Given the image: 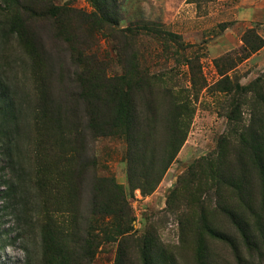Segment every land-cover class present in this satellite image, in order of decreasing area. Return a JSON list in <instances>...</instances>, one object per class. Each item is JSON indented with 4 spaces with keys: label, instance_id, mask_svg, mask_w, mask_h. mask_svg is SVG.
<instances>
[{
    "label": "rangeland",
    "instance_id": "1",
    "mask_svg": "<svg viewBox=\"0 0 264 264\" xmlns=\"http://www.w3.org/2000/svg\"><path fill=\"white\" fill-rule=\"evenodd\" d=\"M93 1L22 4L40 9L51 3L92 14ZM118 8L120 20L112 31L130 29L135 35L132 50L123 54L107 30L85 25L77 31L74 22H64L66 29L37 22L27 32L14 25L0 4V106L6 111L0 113V264H41L40 214L56 202L64 209L75 207L73 223L81 224L78 183L87 161L94 163L98 177L112 178L124 188L136 239L132 264H140L138 241L144 237L155 264H264V203L257 180L246 174L247 211L216 179L219 169L237 182L248 173L250 155L264 154V45L238 60L246 53L242 39L247 30L264 42V0H119ZM163 31L178 39L160 38ZM64 33L71 34L66 36L70 42ZM131 54L136 55L138 73L164 77L160 84L152 79L142 86L153 96L142 95L135 102L139 130L133 163L148 175L136 177L134 184L144 186L153 179L173 154L179 133L185 135L146 196L128 185L123 133H112L103 124V133L97 134L106 106L94 99L88 106L75 103L70 80L77 60L106 77L122 75ZM224 77L229 84H220ZM160 87L178 93L190 107L177 134ZM223 87L232 90L223 92ZM84 172L82 180L91 182ZM58 180L64 182L60 192ZM230 212L241 215L249 248ZM70 241L65 242L72 252ZM117 244L91 243L90 264H114Z\"/></svg>",
    "mask_w": 264,
    "mask_h": 264
},
{
    "label": "trees",
    "instance_id": "2",
    "mask_svg": "<svg viewBox=\"0 0 264 264\" xmlns=\"http://www.w3.org/2000/svg\"><path fill=\"white\" fill-rule=\"evenodd\" d=\"M23 0H0V4L3 5V12L7 15H11L15 19L13 22L15 26L20 29L32 28L33 23L46 22L49 26L60 25V29H66V26H62L64 22H74L75 27L81 30L82 26L87 25L97 27L100 30H107L110 35L117 41L119 50L122 52L131 51L135 45V35L131 33L130 29L113 30L120 20V13L118 8L119 0H95L93 1L95 6V12L92 14L82 13L78 10L65 9L62 7H54L51 3H43L39 8L34 6H28L22 4ZM30 25V27H28ZM147 26V25H146ZM160 27V26H159ZM90 28V27H89ZM90 28V29H92ZM112 28V29H110ZM134 32V30L132 31ZM75 33V32H74ZM70 36L71 34L64 33L63 36ZM160 38H165L171 42L176 41L178 37L170 32L159 33ZM67 42L68 41V37ZM245 47V55L240 56L238 60L247 58L250 54L258 51L263 45V40L252 30H247L242 39ZM175 43V42H174ZM136 55L131 54V57L127 60L129 63L123 62L124 73L119 76L106 77L101 71L87 70L88 62L76 61V69L71 73V84L74 85L75 95L74 101L78 105L86 106L91 99L96 100L100 107H105L106 111H102L101 121L97 126V134L103 133V124L109 126L110 132L121 131L126 139L127 144V160H128V185L130 189L138 188L141 194L149 195L159 180L162 178L167 167L171 163L175 151L185 138L184 134L179 133L183 123V116L190 114V107L185 104L184 101L178 99V93L173 92L171 89L160 87L158 93L166 100L173 112V131L179 133L181 137L177 140V146H173V154L168 157L156 170L155 177L148 181L147 184L137 185L134 184L136 177L147 178L148 172L142 171L136 167L133 163V157L136 152L137 135H138V116L135 109V102L142 97V95H152V91L143 92L142 86H147L148 81L155 80L153 84H160V80H163V76H150L138 73L136 71L135 63ZM190 69H192L191 62H187ZM82 65L84 68L79 69ZM220 76H223L221 70H218ZM159 82V83H158ZM228 83V78L224 77L220 84ZM151 87V86H149ZM221 88L223 92H229L232 89L225 87ZM235 90H242L235 86ZM143 93V94H142ZM159 95V96H160ZM73 96V94H72ZM77 99V101H76ZM141 101V100H140ZM88 106V105H87ZM0 106V113H4L5 108ZM101 110V109H100ZM235 108L230 111L228 119L234 114ZM6 112V111H5ZM106 121H103V118ZM137 124V125H136ZM136 125V126H135ZM90 128L94 127L91 123ZM137 132V134H136ZM250 163L248 165V173L243 172L237 182L233 181V177L224 176L219 169L216 171V179L218 183L224 184L229 188L228 196L232 193L235 196V200L245 210L251 209L246 199V194L243 187L246 186L248 179L247 175H250V180L255 178L260 188V196L264 203V154L254 153L250 155ZM91 161H87L82 166L83 173L82 178L78 183L80 188L78 208L80 211L78 219L81 224L73 223V218L76 215L75 207H68L64 209L58 202L53 204L52 209H44L39 227V238L41 246L40 260L41 264H90L92 258L91 243L96 240L100 241H113L117 242V250L114 264H132L131 258L134 254L132 244L136 239L131 234V224L133 218L131 216V209L126 199L124 188L117 184L112 178L98 177L94 170L95 165ZM93 166V170H92ZM90 168L93 171L92 177L90 176ZM84 169L89 171V178L91 182L86 180V174ZM151 172H154L153 168H149ZM85 174V180L83 177ZM62 180H58L57 186L59 192L64 187ZM47 205V202H46ZM44 207V206H43ZM71 209L72 212L69 210ZM243 216V215H242ZM106 217H110V220L105 221ZM233 224L238 227L240 235L244 244L250 247V238L245 229H242L240 218L241 215L237 213H229ZM71 223V224H70ZM74 224V225H72ZM70 229H72L70 231ZM71 239V248L74 251L69 250V246L65 241ZM139 263L140 264H155L153 262V256L149 248L150 241L144 237L139 240ZM76 250V251H75Z\"/></svg>",
    "mask_w": 264,
    "mask_h": 264
}]
</instances>
